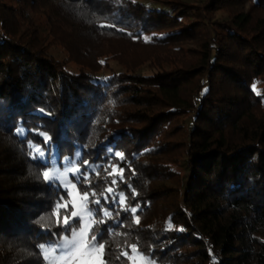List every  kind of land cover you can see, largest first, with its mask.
<instances>
[{"label":"trees","instance_id":"16d2710c","mask_svg":"<svg viewBox=\"0 0 264 264\" xmlns=\"http://www.w3.org/2000/svg\"><path fill=\"white\" fill-rule=\"evenodd\" d=\"M72 166L100 264H264V0H0V264L70 233Z\"/></svg>","mask_w":264,"mask_h":264},{"label":"snow or ice","instance_id":"6c2138e0","mask_svg":"<svg viewBox=\"0 0 264 264\" xmlns=\"http://www.w3.org/2000/svg\"><path fill=\"white\" fill-rule=\"evenodd\" d=\"M23 132H24V129L20 128L18 134L22 135ZM43 144L45 145V148L49 149V152L51 151V148L54 147V145L51 144V140L47 135L43 136ZM28 148L34 150L32 157H31L33 160L41 159V158L46 156L45 148H41V147L35 145L33 142H29ZM115 156L121 157V152H119V151L115 152ZM51 163L55 164L56 161L53 159L51 161ZM68 171H69L68 169H65L63 172H61L59 174V176H57L55 172H53V175L50 176L49 171H47V170L43 171V173H42L43 182L54 184L57 182V180L60 177L66 176L68 174ZM113 171L115 172L116 169H113ZM122 171L123 170L121 169V172ZM81 175L83 176L85 181L88 180V176L86 174H84L83 172H77L76 173V176H81ZM121 180H123L122 176H121ZM116 182L117 181L115 179L112 180L113 184H116ZM73 186H75V185H73ZM66 187L67 186H65V188ZM108 191L111 192L112 189H108ZM68 195H71V193L69 192ZM88 195H89L88 192L84 191L83 198L85 199V201H87ZM93 195H95V193H93ZM101 195H103V193H101ZM61 199H63V197H61ZM120 199H121V201H123L122 195H121ZM87 202L97 204V205L101 203L100 200L87 201ZM72 203H73V207H75V201H73ZM55 206L58 209L62 208V207L67 209V205L63 204V203H57ZM126 210H128L132 213H136L138 208L137 207H131L130 209H126ZM93 214H94L93 211L89 210L88 215L91 217ZM111 215H112V213L107 211V210H105L103 212V216L106 218H110ZM78 217H79V213L77 211H72L71 212V219H69V217L66 215L64 218L63 224L62 225L58 224V227H61L62 229H67L69 232H71L72 239L67 238V232L65 233V239L63 241L60 240L58 234H54L53 238H51L50 240H46L44 243H42L40 245L41 249H44L45 243H50V244H53L56 246L55 251L57 252L58 256H60L61 258H64L65 256L70 257L74 251L79 250L81 239H83L87 235L90 237V239L88 240L89 246L99 250L101 255H103L104 249H105V243L102 242V240L100 238V225L105 224L106 220L97 216V218L95 220H92L90 223H85L83 226H80L78 223H75V224L73 223V221L76 220ZM40 219L43 220L44 218L41 217ZM77 228H79V233H77V231H76ZM78 235L80 237L79 239L77 238ZM136 250L137 249L134 245L133 246V252H136ZM125 255H127V253H125ZM129 259H133V258L130 257ZM139 261H140V264H155L154 261L146 260L145 257H143V256L139 257ZM102 264H103V262H102Z\"/></svg>","mask_w":264,"mask_h":264},{"label":"rangeland","instance_id":"374dc122","mask_svg":"<svg viewBox=\"0 0 264 264\" xmlns=\"http://www.w3.org/2000/svg\"><path fill=\"white\" fill-rule=\"evenodd\" d=\"M52 53L58 59H64L65 53L62 49L54 48L52 50ZM66 169L69 170L68 174L66 176L60 177L57 182L61 185L62 188L66 189L68 193H71V195L69 196L72 211H77L79 213V217L77 219L79 220V225L83 226L85 223H90L92 221V216L90 217L88 215L89 209L86 206L87 201H85L83 195L78 192L75 182L70 178L71 174H75L76 169L73 166L72 168L66 167ZM63 171L64 170L53 168L49 172V174L50 176H52L53 172H55L56 175L59 176V174ZM65 186L67 187L65 188ZM73 201H75V207H73ZM76 231L77 233H79V228H77ZM67 238L72 239L71 232L67 234ZM77 238H80L79 235L77 236ZM64 239L65 235H63L60 240L63 241ZM89 239L90 237L87 235L83 239H81L79 250L74 251L70 257L65 256L64 258H61L60 256H58L57 252L55 251L56 246L47 248L44 251V256L47 264H100L102 255L99 250L89 246ZM139 257L140 255L132 256L133 259H130V264H140Z\"/></svg>","mask_w":264,"mask_h":264}]
</instances>
